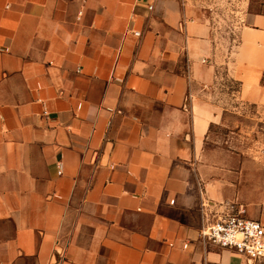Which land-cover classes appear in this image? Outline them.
Instances as JSON below:
<instances>
[{"label": "crops", "instance_id": "crops-1", "mask_svg": "<svg viewBox=\"0 0 264 264\" xmlns=\"http://www.w3.org/2000/svg\"><path fill=\"white\" fill-rule=\"evenodd\" d=\"M223 65L264 115V0H0V264H264L198 235L264 227L263 148L211 133Z\"/></svg>", "mask_w": 264, "mask_h": 264}, {"label": "rangeland", "instance_id": "rangeland-1", "mask_svg": "<svg viewBox=\"0 0 264 264\" xmlns=\"http://www.w3.org/2000/svg\"><path fill=\"white\" fill-rule=\"evenodd\" d=\"M240 8V5L221 4L214 8V24L221 41H227V29L236 21ZM226 55L222 53V56ZM237 92L238 85L230 79L226 66H221L213 94L222 115L211 133L215 140L228 145L254 150L261 146L264 151V115L260 108L242 103Z\"/></svg>", "mask_w": 264, "mask_h": 264}, {"label": "built area", "instance_id": "built-area-1", "mask_svg": "<svg viewBox=\"0 0 264 264\" xmlns=\"http://www.w3.org/2000/svg\"><path fill=\"white\" fill-rule=\"evenodd\" d=\"M148 8L151 10L152 6ZM198 235L208 244L234 251L249 261H264V227L239 213H226L212 222L202 223Z\"/></svg>", "mask_w": 264, "mask_h": 264}]
</instances>
